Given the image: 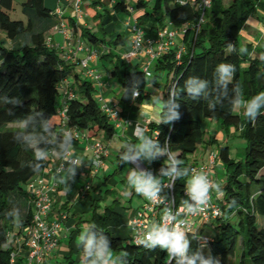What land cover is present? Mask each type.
Listing matches in <instances>:
<instances>
[{
  "label": "trees",
  "instance_id": "16d2710c",
  "mask_svg": "<svg viewBox=\"0 0 264 264\" xmlns=\"http://www.w3.org/2000/svg\"><path fill=\"white\" fill-rule=\"evenodd\" d=\"M13 3L14 0H0V30L11 42L7 46L0 41V264H10L15 249L14 235L10 236L9 233L20 234L33 222L34 196L28 185L50 165L55 152H59L63 134L70 130L73 135V131L78 130L91 138L103 132L105 138L110 140L116 131L96 97L95 82L77 74V89L73 97L65 96L61 103L63 86L69 81L74 64L62 57L47 41V30L55 27L57 21L53 19V9L47 7L46 0L23 2L27 22L11 18L8 10L13 8ZM100 3L101 0H92L91 6L96 8ZM136 5L144 10L137 19L145 27L147 36L154 37L156 29L164 27L168 21L175 27L192 25L185 33L186 49L180 59H176L177 49L171 48L155 61L151 81L158 82L163 70H167L168 74L164 100H167L170 90L180 92L176 101L180 105L176 109L180 119L170 124L149 125L152 133L157 131L154 138L159 140L161 147L182 160V167L189 168L191 162L198 161L195 154L207 142L204 129L207 120L219 121L226 128L238 127L247 140L241 160L231 157L228 144L220 146V160L226 172L221 199L224 214L212 223L214 241L203 247L199 240H193L192 250L199 248L205 254L210 252L219 260V264H264V114L254 122L249 121L243 115V109H235L227 101L223 106L218 105L215 111H210L206 101H193L183 92L184 81L190 76L208 80L211 84L214 70L220 63H230L236 67L229 85L230 93L236 84L240 85L245 100L264 91V51L249 44L244 47L245 53H239L243 47L239 41L240 29L258 9L264 10V0H211L206 20L199 29L200 12L190 2L179 4L178 0H137ZM113 6L116 10L127 12L132 5L131 0H115ZM95 17L100 21L103 19L101 12L96 10ZM104 29L102 24H98L96 31L82 26L80 34L94 46L100 57L112 59V56H117L113 59L115 65L111 76L119 78L122 86L120 103L126 111L133 103L141 104L149 96L146 92L148 80H145L146 73L142 68H132L120 54L116 55L112 50L107 52L111 47L125 45V41L119 34L115 38H108ZM29 37L30 41L24 40ZM228 43H233L237 51L230 52ZM255 51L258 55L252 56ZM244 63H247L246 66ZM137 86L140 95L133 99L132 91ZM11 98L19 99L21 103L13 105L9 102ZM64 104L68 108L65 119L59 115ZM261 112L264 113V109ZM29 115L32 119L25 128L23 121ZM45 123L51 130L50 134L42 133L41 125ZM25 130L46 138V142L39 145L49 153L46 160L34 161L33 150L13 140L15 133ZM73 137V145H77L79 139ZM122 151L123 148L117 154L118 167L114 174L122 173L126 166L119 159ZM165 158L155 160V172L159 173ZM30 162L40 163L41 170L34 172L29 166ZM186 179H178L174 184L177 201L183 199ZM90 189V193H98L99 198L92 204L88 226L94 225L97 231L108 236L112 251L117 252V256L126 252L127 264H169V257L158 247L148 249L128 236L118 234L115 229L123 225L125 212L117 209L115 203L102 208L101 186H91ZM233 199L236 204L230 207ZM12 209L20 211L22 223L19 227L6 216V212ZM239 243L242 252L237 256ZM63 258L66 264H82L83 250L77 247V251ZM18 261L22 262V259L18 258ZM171 264H175V261Z\"/></svg>",
  "mask_w": 264,
  "mask_h": 264
},
{
  "label": "clouds",
  "instance_id": "9594fccd",
  "mask_svg": "<svg viewBox=\"0 0 264 264\" xmlns=\"http://www.w3.org/2000/svg\"><path fill=\"white\" fill-rule=\"evenodd\" d=\"M227 48L230 52H236L237 49L233 43H228ZM246 52V48L241 47L239 53ZM236 67L230 63H220L214 70V80L210 82L196 76H190L184 81L183 92L193 101L204 100L207 102L210 111H215L216 107L223 106L225 101L235 109H243V115L249 121H255L260 115L264 114V91L259 92L250 99L243 98V91L239 84L233 85L231 93L229 85L232 83ZM151 73L145 75V80ZM140 95L138 86L133 88L132 98L137 99ZM180 92L175 89L170 90L167 100L159 96L151 97L155 106H159L160 111L157 113V124H170L180 119V113L176 110L180 107L176 101ZM10 103L19 105L21 101L11 98ZM11 114V113H9ZM32 117L29 115L23 122L25 128ZM42 133H51V130L45 124L41 125ZM13 140L25 147L33 150L34 161H44L48 158L47 149L40 148L41 143L46 142L43 135L37 136L25 130L23 133L17 132L13 135ZM74 137L71 131H66L59 142V152L63 160L61 169L63 174L60 175L59 182L65 186V191H70V182L75 181L78 169L86 166L84 161L75 155L73 147ZM167 144V141L165 142ZM123 151L120 154L122 164H134L136 167L130 168L127 176V183L136 194L141 195L146 200L165 205L167 197L161 195L164 188H172L178 179H186L184 191L186 198L180 200L178 207H163V215L159 222H153L140 243L148 249L159 248L169 257V264L174 260L175 264H219V260L207 254L203 250H192L193 240H200L201 237L182 230L181 225L185 222L181 216L195 215L205 210L209 204L210 193L215 192L218 196L223 195L221 184L209 178L203 171L191 174L189 169L182 167L183 161L173 155L167 148L161 147L158 139H154L142 133L137 129V142L127 141L122 145ZM71 153V155H69ZM166 157L163 166L159 169V175H154L147 169L141 168L138 162L152 161ZM93 164L99 165L100 161H92ZM67 165L66 169L64 165ZM34 172H39L42 165L40 163H29ZM165 179L170 183L165 184ZM235 199L229 205L234 206ZM6 216L13 219L15 226L19 227L22 223L20 211L12 209L6 212ZM77 246L83 250L82 264H127V253L123 252L120 256L114 258L111 248V241L108 236L97 231L95 226H86L80 232L77 238Z\"/></svg>",
  "mask_w": 264,
  "mask_h": 264
},
{
  "label": "crops",
  "instance_id": "0c3cea01",
  "mask_svg": "<svg viewBox=\"0 0 264 264\" xmlns=\"http://www.w3.org/2000/svg\"><path fill=\"white\" fill-rule=\"evenodd\" d=\"M60 2L55 5V2H52L51 8L53 12L58 8L61 7L63 15L62 18H59L57 15L53 14V19L58 23L63 20L66 25L75 31V34L71 36H66L61 30H59L56 26L51 27L47 30V41L49 45L55 48L62 57L65 58V54L72 50L75 46V40L80 38L83 40L86 46H94L88 42L87 39L82 37L80 34V28L82 26L91 27L93 31L98 30V24L104 25V31L107 33V37L112 39L115 38L118 34L122 35V38L126 44L125 34H129V30L126 29L128 20L130 21H138L137 13L141 14L144 10L138 8L135 5L136 1L131 0V7L126 12V17L117 15V13L125 12L116 10L113 6V3H107L105 0H101L102 3L98 4L96 8L91 6L92 0H88L87 4L88 7L86 15L82 18L81 15H78L76 12V4L74 0H59ZM107 4H109L107 6ZM100 5L103 6V9H100ZM109 6H112L110 8ZM106 11H105V10ZM95 10L97 12H101L103 15V19L100 21L97 17H95ZM103 10V11H102ZM100 22V23H99ZM139 22V21H138ZM78 29V30H77ZM245 32L246 34H244ZM243 32L241 33L245 37V41L251 44L254 48L258 46L257 50L264 51V10L258 9L254 14H252L247 21L243 24ZM0 35L3 38L6 36L5 32L0 30ZM7 38V37H6ZM130 39V36H129ZM8 40V38H7ZM24 40L30 41L29 39L25 38ZM9 43H11L8 40ZM184 40L181 38L177 39V44L183 43ZM124 46V45H122ZM120 46H117L116 49L120 50ZM130 43L126 44V47L122 52H120V56L122 57L123 52L129 50ZM115 51L114 48H110L108 51ZM86 51L81 53L83 56ZM258 52H254L252 56H257ZM100 56L93 58L90 62L91 66L97 69L102 74V81L101 84H96V95L100 97L101 105L109 104L111 106L118 104V109L120 112V116L117 120H114L112 123L115 126V134L110 139L107 140L103 132H101L98 136L89 138L82 136L77 145H73L75 150V155L80 157L86 166L81 167L77 171V175L75 177L74 182H70V191H65V186L59 182L60 175L63 174V170L61 169L62 165V158L58 151L55 152L54 156L52 157L50 165L54 169V179L57 184L56 191L53 194V211L54 217L59 218L61 212L67 213V218L63 220L60 224L59 231H60V243L56 252L52 254L44 264H56L59 263L60 259L65 257V255L70 254L72 251H77V238L80 233L77 230L82 231L84 227L88 226L87 219L90 217V213L92 210V204L94 200L99 198L98 193H90L91 186H98L99 181L101 180L103 184L108 185L109 183H117V178L120 176L121 179L119 181H126L124 173V169L122 173L114 174L117 166H113L111 162H117V154L122 149V145L127 142L131 141L133 143L137 142V129L146 127L143 134H146L152 138L155 137V132H151L150 130V123H156V119L158 118L157 113L160 111L159 106H155L152 101L151 97L159 96L164 99L165 95V84L160 81L156 82H149L146 88V92L149 93V96L141 103H133L129 109L126 111L123 110V106L120 103V96L122 91L121 83L120 85H115V78L111 76V68L108 67L104 62V67L106 70H100L98 66V59ZM123 58V57H122ZM147 57H143V55H139L133 58L131 61L127 62L128 65L132 68H141V64L144 59ZM74 65L72 66V73L69 79V83L71 86H74L73 89H77V74L81 77L86 78L84 75V70L81 65L71 62ZM153 65V64H152ZM246 66V65H245ZM153 75V74H152ZM156 84V86H155ZM120 87L121 90H118ZM64 97L61 96V103L63 102ZM240 110V109H239ZM204 129L206 131V139L207 142L202 144L199 150L196 152L195 157L200 162H207L209 155L208 152L214 150L215 146H222L228 144L230 146V154L231 157L241 160L243 158V154L245 148L247 146V140L241 135L242 130L238 127L231 126L226 128L222 125L221 122L216 120H207L204 123ZM240 135L242 139L237 140V135ZM102 140L109 146V156L105 160V165L100 171L97 173L96 176L91 174V167L90 161L93 156V148H92V140ZM155 139V138H154ZM115 146V147H114ZM114 149V150H113ZM111 150L113 152H111ZM209 152V153H210ZM233 152L235 154H233ZM71 155V153H70ZM208 155V158H207ZM235 155V156H234ZM108 162L110 167H108ZM154 161L151 163L147 161L138 162L141 168L147 169L148 171L152 172L156 175L154 168ZM127 165V164H126ZM132 168L136 167V165L131 164ZM114 167L113 172H111V168ZM66 169V168H65ZM225 173L223 163L219 162L215 171L214 177L216 181L220 180L219 174ZM101 174L103 177H101ZM221 175V174H220ZM223 177V176H222ZM221 180H224L222 178ZM91 182V186L87 187V183ZM101 186V185H100ZM101 192L103 193V187H101ZM136 193V192H135ZM217 195V194H216ZM107 197V196H106ZM134 197V195H133ZM220 197V196H219ZM133 199V198H132ZM108 201V200H107ZM120 201V200H117ZM146 201V199H145ZM106 202L104 201V197L100 204L103 206ZM102 211V208H101ZM133 212V211H132ZM79 231V232H80ZM18 233V232H17ZM16 232H14V241H15ZM22 238V245L26 247V237L23 233L18 234ZM26 252V248L23 251ZM22 254V253H21Z\"/></svg>",
  "mask_w": 264,
  "mask_h": 264
},
{
  "label": "built area",
  "instance_id": "2783aa9c",
  "mask_svg": "<svg viewBox=\"0 0 264 264\" xmlns=\"http://www.w3.org/2000/svg\"><path fill=\"white\" fill-rule=\"evenodd\" d=\"M76 4V12L83 18L85 12L83 11L84 0H74ZM179 4H186L190 2L194 5L200 12V18L197 23V28L199 29L201 23L206 20V11L211 7V0H178ZM53 14L62 18L63 12L61 7H58ZM128 30L130 32V48L129 50L123 52L122 57L125 61L129 62L133 58L143 55L147 57L143 60L141 64L142 70L146 73H151L152 64L160 58L162 55L167 53L171 48H176V59H180L183 52L186 49L185 43L177 44V39L181 38L184 40L185 33L188 28L192 27L190 24H185L182 27H175L170 21L164 27L156 29L154 37L147 36V31L143 25L138 21L127 22ZM61 32L66 36H73L75 31L69 28L66 23L61 20L56 26ZM49 41V40H48ZM86 51V53L81 56V53ZM98 56V52L95 48L91 46H86L82 39L77 38L75 40V46L72 50H69L65 54V58L71 62L78 63L82 66L84 70V75L88 80L95 82L96 84H101L102 74L91 66L90 62L93 58ZM62 90L64 93V98L73 97L74 89L71 84L66 82ZM104 112L107 114L110 121L117 120L120 116L118 109V104L113 106L109 104L102 105ZM67 104L59 110V115L62 118L67 117ZM146 127L140 128L142 133H144ZM157 131L155 132V135ZM73 135L80 139L85 136L81 131H73ZM87 137V136H85ZM92 138V137H91ZM93 156L90 161L91 174L96 176L101 168L105 165V160L109 156V146L102 140H92ZM70 155V153H69ZM99 160V165H95L92 161ZM220 162V153L217 150H212L209 153V158L207 162H191L189 165L190 174L195 172L203 171L206 173L210 179L216 181L214 177V171ZM62 160V164H63ZM67 165H64L66 168ZM54 169L51 165L44 169V171L34 179L29 185V190L33 193L32 206L34 208L33 222L23 229V234L26 237V247L22 245V238L20 235H16L14 241V252L11 254L10 264H44L45 261L56 252V249L60 243V231L59 227L63 220L67 218L66 212H61L59 218L54 217L53 211V194L56 191V182L54 179ZM165 184L170 183L169 180L164 181ZM91 186V182L87 183V187ZM161 195L167 197L165 205L168 207H178L180 201L176 200L174 185L172 188H164ZM183 198H186L185 191L183 192ZM221 199L213 191L210 193L209 204L205 207L203 212L190 216H181V219L185 222L181 225L182 230L186 233H194L201 237L199 243L201 246H208L212 241H214L215 233H206V227L212 224L216 219L223 216V208L221 204ZM165 205H160L157 203L150 202L148 200L145 203L134 210L131 215L130 226L134 230V235L132 240L141 244L140 241L143 239L145 233L149 229L153 222H159L163 215V207ZM200 222L201 227L198 231L194 230V225ZM204 229V230H203ZM10 232L9 235H14ZM26 248V252L23 251ZM22 253V254H21ZM18 258L22 259V262L18 261Z\"/></svg>",
  "mask_w": 264,
  "mask_h": 264
},
{
  "label": "rangeland",
  "instance_id": "374dc122",
  "mask_svg": "<svg viewBox=\"0 0 264 264\" xmlns=\"http://www.w3.org/2000/svg\"><path fill=\"white\" fill-rule=\"evenodd\" d=\"M24 1L25 0H14L13 8L10 9V10H8L9 11V14H10V16H11L12 19L24 20L25 22L28 21V15L23 11V2ZM105 1L107 3H114L115 0H105ZM133 1H136V0H133ZM226 1H228V0H226ZM52 2H55V5H57L60 1L59 0H46L47 7H51ZM87 2H88V0H84L83 5H82L83 11L85 13H87V9H86L88 7ZM108 5L109 4H107V6ZM135 5H136V3H135ZM109 7L112 8V6H109ZM100 9H103V6L102 5H100ZM118 14L121 15V16H124V17H126V15H127L126 12H120V13H117V15ZM136 15H140V14L137 13ZM126 29L128 30V27L127 26H126ZM242 32H243V26L241 27L240 32H239V41H240V44L243 47H246V46L249 45V43L247 41H245L246 39L241 34ZM243 33L246 34L245 32H243ZM129 36H130L129 34L128 35L125 34L126 44H129L130 43ZM0 41H4V44L7 45V46L9 45V42H8L6 36L3 38V36L0 35ZM126 44L124 46L121 45L120 50L114 48L115 51H113V52L116 55L120 54V52H122V50H124V48L126 47ZM116 58H117V56H115V55L112 56V59L111 58H107V57H100L98 59V66H99V68L101 67L100 70H106V68L104 67V62H105V64L108 67H110L112 69L113 66L115 65L113 59H116ZM246 64L247 63H244V65H246ZM155 66H156V62H154L153 65H152V67H151L152 74L155 73V71H154ZM161 73H160V75H159L158 78H159V81L164 84V83H166L167 78H168L167 70H163ZM151 78H152V76H149L148 77V83L149 82L150 83L152 82L151 81ZM117 84L120 85V81H119V78L116 77L115 78V85H117ZM155 86H156V84H155ZM118 90H121L120 87H118ZM96 97L98 98V100H100V97L98 95H96ZM236 138H237V140L242 139L239 134L237 135ZM213 148H214V150L219 151V146H215L214 145ZM111 152H113V151L111 150ZM209 152H208V155H209ZM233 154H235V153L233 152ZM208 155H207V158H208ZM111 164L114 167L115 166L118 167V163L117 162H111ZM108 167H110L109 162H108ZM114 167L111 168V172H113ZM130 168H132L131 163L127 164L126 167H125V169H124V173L123 174L125 175L126 181H122V180L119 181V179H121V178H120V176H118L117 178H115V180H117V183H114L113 182V183H109L108 185H105L100 180L99 181V184L101 185V187H103V197H104V201L106 202L102 206V208H104V206H106L107 204L115 203L117 209H120V210H122V211L125 212V216H124V219H123V225L120 228H117L115 230L121 236H123V237L128 236L132 240V236L135 233L134 230L132 229V227L130 226L132 211H134L137 208L141 207L145 203V198L142 197L141 195L136 194L135 191H134V189H131L128 186L127 176H128V172H129ZM220 174H219V177H221V178L217 182H219L221 184V187H222L223 184H224V182H225V179H226V172L222 174L221 171H220ZM156 175H159V173H156ZM101 177H103L102 174H101ZM222 178H224V180H221ZM222 192H223V189H222ZM133 195H134V197H133ZM223 195H224V193H223ZM223 195H221L220 198H222ZM117 200H120V201H117ZM200 227H201V223L200 222H197L194 225V230L195 231H198L200 229ZM205 232L208 233V234H210V235L214 233V229L212 227V224H209V227H206V231ZM241 252H242V247H241V244L239 243L238 244V254H237V256H240ZM117 254H118L117 252L113 251L114 258L117 256ZM76 257H77V254H76ZM62 261L64 262V258H61L59 262L62 263ZM62 264H66V263L64 262Z\"/></svg>",
  "mask_w": 264,
  "mask_h": 264
}]
</instances>
